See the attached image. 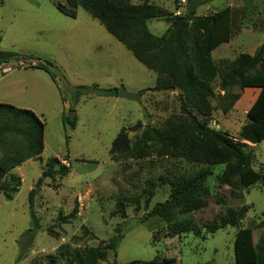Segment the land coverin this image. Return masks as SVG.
Instances as JSON below:
<instances>
[{"label":"rangeland","instance_id":"374dc122","mask_svg":"<svg viewBox=\"0 0 264 264\" xmlns=\"http://www.w3.org/2000/svg\"><path fill=\"white\" fill-rule=\"evenodd\" d=\"M53 1L66 2L3 0V5H0V48L8 50L3 52L34 55L44 62L54 63L59 69L55 71L58 72L59 81L54 80L57 87L54 83L52 87L55 91L48 94L47 100L39 102L26 98L25 101L29 105L45 106L48 147L43 161L37 160L22 168L24 180L13 200H6L0 193V264H68L56 256L62 245L81 250L98 247L110 243L120 231L124 232V238L118 246L117 257L113 251H108L107 261L99 264L114 260L118 264L145 263L156 258L160 261L175 259V264H235L236 232L253 221L264 220V141L250 145L248 149L252 155L253 172L250 187L244 188L237 177L224 178L226 166H217L207 182L209 196L202 199L206 203L203 209L184 214L181 207H176L172 223H166L160 217L144 222V217L156 204L169 198L176 176L192 174L206 167L165 155L161 146L143 139L146 130L162 135L186 119L181 110L182 96L179 91H146L138 101H106L88 95L76 102L74 93L79 87L98 85L103 89H119L123 86L127 90L131 82L139 81L147 90L155 86L157 74L138 62L107 31V40H112L114 47L113 67L119 74L125 73L123 83L114 84L119 77L117 72L111 76L96 67V60L100 63L105 56L88 47L87 37L67 39L65 57L60 56L57 42L66 33L58 31L62 25L67 32L72 20L59 12ZM147 1L175 15L186 12L187 4H182L180 0ZM243 1L213 0L210 6L206 4L200 12L197 11L198 16H206L219 12L228 3L238 4L237 11H234L231 45L221 44L212 53L219 77L213 82L216 97L212 100L214 111L208 122L210 128L233 138L238 137L241 127L246 124L247 112L257 98V91L241 87L239 71L233 69L232 64L240 54L254 55L264 44V0L260 14L247 12L240 5ZM129 2L137 4L140 0ZM77 13L78 29H104L82 7ZM9 18L13 19L10 22L14 23L13 28L8 25ZM41 26H48V32L36 29ZM149 29L160 36L168 29V23L164 18L152 20ZM56 57H60V62ZM4 63L11 67L20 62L12 60ZM2 74L0 70V77ZM9 80L0 82V103L7 100L5 87ZM226 92L231 96L239 95L238 102L227 114L220 109L221 98ZM66 104L70 105L69 109H65ZM58 110L61 111L60 116L56 113ZM73 113L76 114V128L71 130L60 119L71 118ZM123 128L128 130L131 150L125 154L110 155L112 143ZM53 157L68 166L70 174L53 180L44 179L34 200L40 230L29 243L26 235L32 226L29 192L42 177L46 161ZM149 180L155 183V196L149 207H145L144 189ZM118 198L125 202L126 219L117 212ZM137 198L142 203L138 211ZM219 199L225 202L219 204ZM76 205L79 211L77 219L70 224L61 223L60 213L67 216ZM228 208L242 211L237 227L220 229L205 239L193 234L175 236L174 226L184 220H192L208 234L204 227L219 223ZM261 234V231H254L255 242Z\"/></svg>","mask_w":264,"mask_h":264},{"label":"trees","instance_id":"16d2710c","mask_svg":"<svg viewBox=\"0 0 264 264\" xmlns=\"http://www.w3.org/2000/svg\"><path fill=\"white\" fill-rule=\"evenodd\" d=\"M212 1L188 0L186 12L179 15L172 14L147 0H140L137 4H131L129 0H66L64 4L53 1L57 10L71 19L77 18L79 7L85 9L138 62L157 74L156 86L141 91V94L146 91H179L182 96L181 110L186 119L162 135L146 130L143 139L161 146L165 155L170 154L206 167L192 174L176 176L169 198L156 204L146 214L144 222L160 217L166 223H172L176 207H181L184 214L203 209L206 203L202 199L209 196L207 182L213 175L214 167L225 165L224 178L237 177L244 188L252 185V155L248 149L250 145H258L264 141V44L254 55L240 54L232 64V68L239 71V83L243 89L260 90L247 112V122L241 127L238 137L233 138L210 128L208 122L214 111L212 100L216 97L213 82L219 77V69L212 53L221 44L231 42L235 13L230 7H226L219 12L198 16L199 7ZM161 18L168 23V29L158 36L149 29V22ZM20 59L28 58L21 56L14 60ZM35 59L40 60L30 57V60ZM33 68H40L49 73L53 80L57 79L58 72L55 71L59 69L52 62L45 61ZM74 95L78 102L82 96L88 95L118 97L119 90L103 89L94 85L91 88L79 87ZM238 100L239 95L231 96L226 92L221 98V111L227 114ZM63 124L74 130L76 118L64 117ZM44 133L45 122L33 111L0 103V193L6 200H13L22 186V179L13 174V171L29 160L38 159L43 153ZM130 150L128 130L123 128L112 143L110 155L125 154ZM69 174L70 168L58 158L53 157L46 161L42 177L29 192V214L32 220V226L26 233L29 243H32L40 230L34 200L44 179L53 180ZM154 189L155 183L152 180L147 181L144 189L145 207H149L152 202ZM224 202L222 199L218 200L219 204ZM141 204L140 198H137L136 211L141 208ZM116 207L121 217L126 219V205L122 198H118ZM78 214L76 205L67 216L60 213L59 221L70 224L77 219ZM241 214V210L228 208L219 223L204 227L209 231L208 234L192 220H184L174 226V234L177 237L193 234L205 239L220 229L237 227L242 219ZM256 230L262 232L257 242L254 241ZM123 238L124 232L120 231L110 243L84 250L62 245L56 256L68 264H99L107 261L108 251H113L117 257L116 252ZM234 258L235 264H264V220L253 221L248 227L240 228L236 232ZM175 263V259L160 261L156 258L151 262L133 264ZM108 264L118 263L114 260Z\"/></svg>","mask_w":264,"mask_h":264},{"label":"crops","instance_id":"0c3cea01","mask_svg":"<svg viewBox=\"0 0 264 264\" xmlns=\"http://www.w3.org/2000/svg\"><path fill=\"white\" fill-rule=\"evenodd\" d=\"M262 1L263 0H244L240 5L247 11L249 12H254L257 14H260V11H262L261 7H262ZM1 2V6L3 5V0H0ZM211 3H208L207 5L210 6ZM261 6H260V5ZM206 5H203L201 7H199L198 12H200V9L202 7H204ZM226 7H230L233 11H237L238 9V4H232V3H228V5ZM224 7V8H226ZM212 8V6H211ZM223 8V9H224ZM221 9V10H223ZM220 10V11H221ZM215 13V12H214ZM63 15V14H62ZM12 18L8 19V25L10 28L14 27V23L10 24V22L12 21ZM72 22H69V29L66 32L64 30V27L61 25L60 30L58 31V33H66L65 37L63 36L62 40H59L57 42V46L59 48L58 50V54L62 57H65V43L68 40H72V38H75L76 36L79 37H87L88 40L86 42H88L90 48L94 49L96 53H99L100 55H104L105 59L98 63V61L96 60L95 64L96 67L102 69V73L105 71L107 74L113 76L114 72H117L115 70V68L113 67V55H114V47H113V42L112 40L108 41V34H106V29L104 27L103 28H88V29H78L76 26L77 23L76 21L78 20V15L76 19H71ZM96 20V19H95ZM16 21V20H15ZM97 21V20H96ZM95 25V22H93ZM62 24H65V22H62ZM97 25V24H96ZM37 30H40L41 32H48V26H41V27H37ZM38 32V31H37ZM39 32V33H41ZM260 33V32H258ZM255 34V33H254ZM111 35V34H109ZM112 36V35H111ZM102 38V39H101ZM111 39V38H109ZM1 43V42H0ZM232 41L227 44L231 45ZM225 46V47H226ZM63 47L61 50L60 48ZM10 49V48H7ZM0 51H8L5 48H0ZM21 55V54H20ZM110 55V59L108 60L107 58ZM21 56H26L28 59L26 66L25 67H17L15 65H11V69L9 71L4 72V70H2V67L5 68L7 65V63H1L0 64V70H2V76L0 77V82L5 81V79H11L8 81V83L6 84L7 86L5 87V92L7 93V100L1 103L4 104H10L13 105L17 108H21V109H28L33 111L42 121L45 122V133H44V144H45V148L43 153L41 154V156L38 159H34V160H29L26 163H24L21 167L15 169L13 171V174L19 176L22 181L24 180V175L23 173H21L22 168L24 166H26L29 163H32L34 161L40 160L43 161L44 158V154L47 150L48 147V143H47V120H46V112L47 110L45 109V106L43 104H30L26 103V98H30V99H36L39 102H44L45 100H47L48 98V94L52 91H55L52 86L55 83L56 87V81L52 80L51 76L46 73L43 70L37 69V68H33L34 66H36L37 64H40L44 61L41 60L40 57L34 56V55H21ZM30 57L33 58H37L40 60H30ZM57 58V62H60V57H56ZM95 58V57H94ZM19 62H25V60H18ZM30 67V68H29ZM118 73V72H117ZM119 74V73H118ZM125 74V73H124ZM124 74H119V77L117 78V80L115 81V85L117 84H121L123 83V79L125 78ZM30 77V78H29ZM158 77V76H157ZM58 80V79H56ZM59 81V80H58ZM156 82H157V78H156ZM131 87L128 88V92L130 93H140L143 90H146V88L143 87V85H141V83H139V81H135V82H131L130 83ZM156 86V84H155ZM154 86V87H155ZM117 87V86H116ZM151 89V88H150ZM257 91V97L259 95L260 90L259 89H255ZM101 99H104L106 101H112V100H119L122 99L119 96L116 97H100ZM70 105L66 104L65 109H69ZM59 111V110H58ZM63 111V110H62ZM58 115L59 113H61V111L56 112ZM60 116V115H59ZM63 119V118H62ZM61 120V122L63 123V120Z\"/></svg>","mask_w":264,"mask_h":264},{"label":"water","instance_id":"95a60500","mask_svg":"<svg viewBox=\"0 0 264 264\" xmlns=\"http://www.w3.org/2000/svg\"><path fill=\"white\" fill-rule=\"evenodd\" d=\"M21 55L16 52H1L0 51V62H8L17 58H20ZM119 97L122 99L130 100V101H138L142 98L141 93H129L123 86H120ZM76 114L73 113L71 118L74 119Z\"/></svg>","mask_w":264,"mask_h":264},{"label":"built area","instance_id":"2783aa9c","mask_svg":"<svg viewBox=\"0 0 264 264\" xmlns=\"http://www.w3.org/2000/svg\"><path fill=\"white\" fill-rule=\"evenodd\" d=\"M182 4L186 5V0H180ZM17 67H25L26 63L25 62H20L19 64L16 65ZM11 69L10 66H6L5 68L2 67V70H4V72L9 71Z\"/></svg>","mask_w":264,"mask_h":264}]
</instances>
